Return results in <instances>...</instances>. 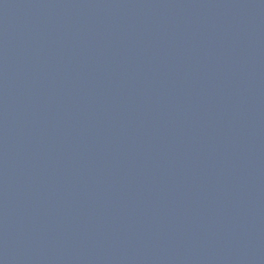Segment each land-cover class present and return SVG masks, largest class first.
Returning <instances> with one entry per match:
<instances>
[{
    "label": "water",
    "instance_id": "1",
    "mask_svg": "<svg viewBox=\"0 0 264 264\" xmlns=\"http://www.w3.org/2000/svg\"><path fill=\"white\" fill-rule=\"evenodd\" d=\"M0 264H264V0H0Z\"/></svg>",
    "mask_w": 264,
    "mask_h": 264
}]
</instances>
